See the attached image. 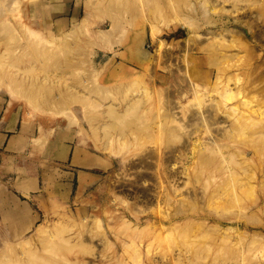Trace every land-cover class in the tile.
Returning <instances> with one entry per match:
<instances>
[{
    "label": "rangeland",
    "instance_id": "rangeland-1",
    "mask_svg": "<svg viewBox=\"0 0 264 264\" xmlns=\"http://www.w3.org/2000/svg\"><path fill=\"white\" fill-rule=\"evenodd\" d=\"M21 4L45 24L39 38L16 15ZM192 79L202 88L182 97L185 120L165 116L169 93L180 98ZM0 95L22 103L24 130L38 123L30 157L40 175L28 203L0 202V264H176L174 253L177 264H264V0H0ZM207 108L227 121L188 120ZM24 140L20 132L10 146ZM185 141L179 197H193L156 211L189 203L206 223L182 221L163 237L133 232L125 219L142 228L157 212L138 222L123 192L134 193L139 174L157 186L158 160L168 165ZM206 142L229 161L211 162ZM66 145L102 165L69 173Z\"/></svg>",
    "mask_w": 264,
    "mask_h": 264
},
{
    "label": "bare ground",
    "instance_id": "bare-ground-1",
    "mask_svg": "<svg viewBox=\"0 0 264 264\" xmlns=\"http://www.w3.org/2000/svg\"><path fill=\"white\" fill-rule=\"evenodd\" d=\"M15 10H16V12H15L16 15H18V14L21 15V19L24 20V21H22L23 23L25 22V24H26V26H24V27L25 28H30L29 29L30 31H28V32H27L28 29L25 30L27 33H29V35L30 34H34V36H36V34H37V36L39 38L38 34H40V33L42 35L44 34L43 27H44L45 24L44 23H42V24L38 23L37 24V23H35V21H30L29 20L30 17H28L29 14L27 15L29 10L24 8V6L22 4L21 5H17ZM18 17H20V16H18ZM178 18H180V17L178 16ZM85 21L86 20H84V22ZM25 24H23V25H25ZM189 24H190V27H191V23H189ZM154 25H156V24H154ZM152 27H154V26H152ZM154 28H153V32L157 33L158 28H155V29ZM36 31H37V33H36ZM190 41H191V39L187 40L186 43H185V48H186L185 50L186 51L188 50L187 48H188V45H189ZM160 45H162V44H160ZM182 47H184V46H182ZM158 48H159V46H158ZM158 48H157V51H158ZM179 51H181V50H179ZM184 54H186V53H184ZM166 55H168V54H166ZM180 55H183V54H180ZM154 59H156V58H154ZM178 81H177V78H176V82H178ZM180 86L181 85H179V88L177 90H178L179 94L182 95V96L179 98V97H177L175 95V92L171 91L169 93V97H171V101L168 100V102H169V104L167 103L168 105H166V103H165V105L167 107H165L166 109L164 110V115L165 116L168 115V117H171V115H172L174 117V120H177L179 122H181L182 119L185 120L184 117H185V113L186 112H185L184 108L187 106V104L184 103L181 100L182 97H184V96L187 97L188 96V92L190 91L191 93H193L195 98H199L200 97L201 88H202V87L200 88L199 84L196 81H194L193 79H192L191 82H189L188 89L183 87L180 90ZM201 95H202V93H201ZM190 100H193V98L192 99L190 98ZM231 109H233L235 111L236 110H241L239 105H235ZM214 115L215 114H213V111H211V108H209V109L207 108L206 111L199 109L198 111H193V113L191 112V114L188 115V120L191 123L195 122V120H202L204 122H207L209 120V117H212ZM212 119H215V122H217L218 126H219V123H221V121H224V120L227 121V119H220V118H217V116L212 117ZM223 123L224 122H222V124ZM183 128H184V126H183ZM190 144H191L190 141L189 142L185 141L184 144H183V148L185 150H183V149L180 150L179 148H177V150L179 151L178 154H175L176 151L174 149H171L170 153L166 156V159H165V160L168 161L167 162L168 165H164L163 166L162 161L158 160L159 162H161L159 164V167L162 170H159V169H158V171L156 170L158 173H160L159 176H155L156 180L158 181V185L157 186H155V184H154L153 187H151V185H145V183H146L145 182V177H148V175L144 174V176H145L144 177L141 174H139L138 178H137V182H135V183L131 182V186H134L133 187L134 193H130V192H127V191L123 192L124 188H122V192H123L122 197H121L122 198V202L132 212V216L134 218H136V219H139L138 222L141 221L140 217H141V214L143 212H150V211L151 212H155V213L157 212L154 215V217L151 216V217L147 218V221H146L147 224L145 226H143L142 228L140 226H137V225L133 224V222L131 220L125 219L124 223L127 225V227L129 226L132 229L133 232H135V233L143 232L144 233L145 231H147L148 234L150 233V234H153L154 236L158 235L157 237H159V235L162 236V235L166 234L168 231H171V233H172V229L177 228L181 224L182 221H191L193 219H196L194 221H197L198 223H200V222H202L201 224L206 223V220L201 218V215L195 217L194 213L193 214L191 213V210L196 211V208L194 207L195 205H191L189 203H185L184 204L185 207L182 210H178L180 208V206H183L182 203L185 200L193 197V193L191 191H189L190 195L179 197V195H181V194L183 195V192H185V191H183V187L187 183L185 180H182V178H186V176L188 175V173L186 171L187 168L184 166L185 162H183V161H185L187 159V157H188L185 147H188ZM204 144H206V146H208V149H207V147L205 148V149L208 150V154L212 153V156L214 154H216L215 155L216 157L214 156L213 159H212V157L210 158L211 162L215 163L218 156L221 157L223 160L225 159V160L229 161L228 157L225 154V152L222 150V148L217 143L213 144L212 142H206ZM194 149H195V147L191 148L192 151H194ZM204 151H206V150H204ZM151 155L154 158L159 156L155 152H152ZM140 162H143V159H141ZM129 165H130V162L127 164V166H129ZM230 168H227L226 172H229V170L231 171ZM229 175H231V174H229ZM164 183H166V184H164ZM135 184H138V185L140 184V186L141 185L142 186L141 187H137V186H135ZM194 195H196V191H194ZM174 199L181 204V205L179 204L180 206H179V208L176 209V211L169 212V213H166V214H161L158 211H156L157 207H159L160 204H162V202L171 201V200H174ZM135 208H137L138 211H136ZM181 213L184 216L183 219H181L183 217V216H181ZM43 230H44L43 227L39 228V231H43ZM142 241H143V239H142ZM31 255L32 254H30V256ZM179 258H180V253H174L173 257L171 256V261H174V263L177 264V262L179 261ZM153 261H154V264H161V263L165 264V261L162 260V259H155L154 258Z\"/></svg>",
    "mask_w": 264,
    "mask_h": 264
},
{
    "label": "crops",
    "instance_id": "crops-1",
    "mask_svg": "<svg viewBox=\"0 0 264 264\" xmlns=\"http://www.w3.org/2000/svg\"><path fill=\"white\" fill-rule=\"evenodd\" d=\"M21 104L17 100L13 104H10V99L5 97V95H0V194H2L0 196V202L4 201L6 197L10 198L13 194L16 196V200L28 203L29 201L22 199V197L37 194L40 187V175L37 173L36 165L37 154L30 157L31 144L33 137L37 138L36 133L39 130V125L36 122L32 125L33 121L31 120L30 123L27 122L30 124L29 127L24 130V117L26 114L19 108ZM32 130L34 135L32 134ZM20 132H23L25 135L23 144L10 146L11 140ZM63 143L61 142L59 145H56L55 142V146H60ZM27 150H29L28 163L25 160ZM81 150L82 148L78 147V145L74 147L73 151L67 145L62 149V160L68 161V158L72 156L71 164L73 166L71 169L74 171L68 172H72L71 174L75 176L79 175L80 170L95 172L94 170L84 168L87 165H102L99 154L88 150Z\"/></svg>",
    "mask_w": 264,
    "mask_h": 264
}]
</instances>
